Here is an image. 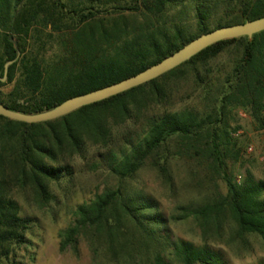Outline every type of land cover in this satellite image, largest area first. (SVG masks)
<instances>
[{
	"label": "trees",
	"instance_id": "16d2710c",
	"mask_svg": "<svg viewBox=\"0 0 264 264\" xmlns=\"http://www.w3.org/2000/svg\"><path fill=\"white\" fill-rule=\"evenodd\" d=\"M186 1L0 0V104L43 113L134 77L215 29L264 18V0H247L240 15L211 27L212 0H192L194 29L176 23L169 30L167 16ZM224 54L235 56L219 65ZM235 109L264 130V32L219 42L147 84L54 121L0 116V263H12L37 224L20 197L43 209L56 199L53 186L82 172L105 171L119 184L77 206L61 251H77L78 237L92 230L118 264L152 256L153 264H228L210 239L229 231L246 249L252 238L264 242V180L248 170L239 184L226 169V155H239L225 130ZM184 158L208 163L227 186L225 195L181 205L173 217L194 221L203 244L175 238L158 201L130 187L148 164L172 186L171 162Z\"/></svg>",
	"mask_w": 264,
	"mask_h": 264
},
{
	"label": "rangeland",
	"instance_id": "374dc122",
	"mask_svg": "<svg viewBox=\"0 0 264 264\" xmlns=\"http://www.w3.org/2000/svg\"><path fill=\"white\" fill-rule=\"evenodd\" d=\"M247 0H212L217 15L213 18L211 27L221 16L226 19L240 15L241 5ZM194 3L187 0L185 5L172 9L167 16V28L172 29L174 24L196 26ZM235 56V55H234ZM232 55L224 54L218 64H227ZM8 86L5 91H10ZM225 130L237 143L239 155H226L227 171L234 175L237 183H242L243 175L248 170L258 180H264V130L251 118L245 109H235L226 116ZM224 130V129H222ZM224 133V131H222ZM226 141V137L224 136ZM225 144L223 145V147ZM209 164L201 166L190 160L179 159L171 162L173 184L170 186L165 179L150 164L130 181V187L145 196L155 198L161 213L167 219V226L175 238H183L196 244H203L201 233L192 220L176 221L179 206L198 205L203 203L213 193H227V186L222 179L223 174L217 175ZM196 173L199 178H194ZM211 179L209 183L207 180ZM118 182L105 171L82 172L72 184L63 183L62 186H53L56 195L55 201L40 209L28 205L20 197V203L27 215L37 218V224L28 234L29 243L16 251L12 263L3 261L0 264H118L112 260L108 251V243L98 240L92 230L83 232L78 237V249L68 248L61 251V233L75 223V210L78 205L90 202L96 196L108 189H116ZM213 249L224 253L228 264H260L264 262V242L252 238L248 249L240 247L230 239L227 231L222 241L215 238L208 243ZM153 256L149 260L138 259L136 264H153ZM177 264V263H173Z\"/></svg>",
	"mask_w": 264,
	"mask_h": 264
},
{
	"label": "water",
	"instance_id": "95a60500",
	"mask_svg": "<svg viewBox=\"0 0 264 264\" xmlns=\"http://www.w3.org/2000/svg\"><path fill=\"white\" fill-rule=\"evenodd\" d=\"M262 32H264V18L243 24L224 26L200 36L178 52L164 59L162 62L148 68L144 72L134 77L121 81L117 84L93 91L82 96L71 98L54 109L39 114L27 115L15 112L0 104V116L27 124L54 121L83 107L107 100L111 97L147 84L180 67L202 51L219 42L242 37H248L251 39L254 35ZM12 64L13 62L6 64L5 74H7V71ZM6 79L7 77L5 76L2 81H6Z\"/></svg>",
	"mask_w": 264,
	"mask_h": 264
}]
</instances>
